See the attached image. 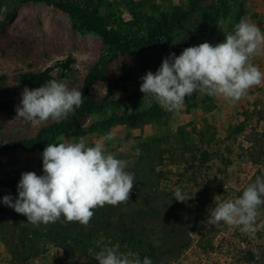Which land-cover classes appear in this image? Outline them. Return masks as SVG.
Segmentation results:
<instances>
[{"label":"rangeland","instance_id":"rangeland-1","mask_svg":"<svg viewBox=\"0 0 264 264\" xmlns=\"http://www.w3.org/2000/svg\"><path fill=\"white\" fill-rule=\"evenodd\" d=\"M72 1L77 9L97 10L105 15L109 28L137 38H148L149 27L157 22L161 12L171 11L177 4L186 6L189 2ZM240 7H244L245 17L264 32V0H201L194 13L178 22L171 43L159 41L155 45H147L139 54H123L109 51L99 34L75 28L70 14L48 0H0V21L3 22L0 29L1 143L35 139L43 127L54 122L32 124L16 118V107L23 89L41 86L29 83V73L52 67V80L82 91L90 67L102 54L109 51L110 56L103 77L90 88L97 102L108 105L83 117V134L67 132L47 138L40 147L0 152V201L5 195L15 199L23 172L42 174L41 154L48 143L84 140L89 146H94L102 142L105 151L116 156L123 151H135L134 147L142 139L159 138L161 140L157 143L166 152L163 159H154L158 163L157 169L164 171L163 186L169 191L181 186L202 207L197 209L196 203L192 202L182 209L185 221L193 220L196 226V230L189 234L191 245L180 256L160 257L153 264H264V208L257 218L254 237L222 221L218 224L209 222V214L216 202L238 198L260 166L252 161L249 147L264 130V81L250 88L247 95L236 102H229L222 96L209 97L197 93L196 106H192V101L187 98L186 106L179 112L170 113L161 108L158 120L138 125L115 123L107 129L102 126L91 131L97 123L114 115L135 114L155 106L157 103L153 98L143 96L140 91L141 77L148 71L155 73L170 53L179 56L187 47L203 42L213 45L223 42L222 35ZM68 58L71 63L66 68L64 63ZM251 63L264 72V52L255 56ZM135 94L138 95L136 103L124 100ZM113 101L119 104L110 105L109 102ZM109 132L115 137L112 141L103 139ZM203 151L209 155L206 162L201 160ZM5 206L0 202V208ZM12 210L13 216L25 217ZM190 211L193 212L191 215ZM9 216L0 209V224H3L5 233L13 229V218L9 219ZM153 225L156 229L152 228ZM165 226L166 220L150 221L146 234L152 237L154 231L160 232ZM201 237L209 240L213 237V249L199 247ZM110 247L117 249V243ZM97 253L94 249L88 254L72 253L52 243L35 242L24 264H98ZM0 264H12L11 249L1 233Z\"/></svg>","mask_w":264,"mask_h":264},{"label":"clouds","instance_id":"clouds-1","mask_svg":"<svg viewBox=\"0 0 264 264\" xmlns=\"http://www.w3.org/2000/svg\"><path fill=\"white\" fill-rule=\"evenodd\" d=\"M261 52H264V32L248 17H241L232 31L224 35L223 42L187 47L179 56L170 53L155 73L148 71L141 77L140 91L170 113L181 111L186 99L197 93L236 102L264 81V72L251 63ZM83 103L82 91L50 80L38 88L23 89L16 118L32 124L60 122ZM103 139L112 141L115 137L109 132ZM41 156L42 174L23 172L15 199L5 195L0 201L36 227L62 219L87 227L98 207L119 206L131 200L135 174L127 170L126 160L106 152L102 142L94 146L84 140L48 143ZM173 198L187 202L192 197L177 186ZM261 208H264V169L238 198L217 201L209 222L222 221L254 237ZM95 258L98 264H153L147 256L141 259L138 253H122L115 248L102 249Z\"/></svg>","mask_w":264,"mask_h":264},{"label":"trees","instance_id":"trees-1","mask_svg":"<svg viewBox=\"0 0 264 264\" xmlns=\"http://www.w3.org/2000/svg\"><path fill=\"white\" fill-rule=\"evenodd\" d=\"M48 1L67 11L74 21L75 28L99 34L109 51L139 54L147 45H155L159 41L166 44L171 43L178 22L187 19L194 13L201 0H189L186 6L177 4L171 11L161 12L157 22L149 27L148 38H137L113 27L109 28L105 15L100 14L97 10L77 9L72 0ZM241 17H245L244 7H240L233 15L222 35V41L224 35L232 31L233 25L239 22ZM2 24L3 22L0 21V29ZM109 51L102 54L88 70L82 88L84 103L80 108L70 114L67 119L60 122L54 121L43 127L39 137L35 139L13 141L6 144L0 142V152L18 148L40 147L44 145L43 142L48 140L47 138L67 132L74 135L83 134L85 132L82 126L83 117L92 111H101L108 105L104 102H97L91 94L90 88L106 72L107 63L110 59ZM70 63L71 59L68 58L64 63L66 68L70 66ZM51 71L52 67H48L40 72L29 73L28 81L33 86L45 84L52 80ZM137 96V94L131 95L124 100L136 103ZM188 99L192 101V106H196L195 94ZM115 102L119 104L117 101L109 102V104L114 105ZM161 112V107L156 104L135 114L114 115L101 123H97L91 128V131L98 130L102 126L107 129L115 123L144 124L158 120ZM160 140L159 138L142 139L134 147L135 151H123L115 156L118 159L126 160L128 163L127 170L135 174L136 184L131 193V200L119 206L98 207L94 210V216L87 227L82 226L79 222L66 223L63 219L47 226L36 227L28 223L26 217L13 216L14 213L10 207L0 208L10 215L9 219L13 218L11 232L5 233L2 229L3 224H0V233L11 249L12 264H24L28 260L35 242L52 243L64 248L67 252L80 254H88L92 249L99 252L105 248H112L110 246L117 243L119 251L138 253L141 259L147 256L153 262L164 256H180L191 245L190 232L196 230L193 220L185 221L182 209L187 208L192 202L196 203L197 209L201 208L202 204H199L196 199L177 202L173 198V191H169L163 186L164 171L157 169L158 163L154 159H163L166 152L163 147H159L157 142ZM186 146L188 148V144ZM249 155L254 163L260 164L255 175L249 181L250 183L260 174L261 169H264V130L259 137L252 141L249 147ZM208 157V153L203 151L201 160L206 162ZM243 190L240 191V195H242ZM163 207H165L164 210H162ZM192 213L190 211L189 215ZM162 219L167 221V226L160 232L154 231L152 237L147 236L148 223ZM152 228L156 229V225H153ZM212 238L209 240L201 237L198 240L199 247L204 250L213 249Z\"/></svg>","mask_w":264,"mask_h":264}]
</instances>
